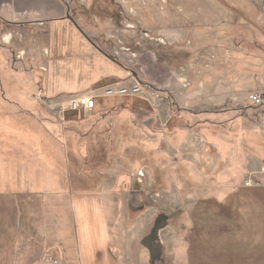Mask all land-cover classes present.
<instances>
[{
  "label": "crops",
  "instance_id": "1",
  "mask_svg": "<svg viewBox=\"0 0 264 264\" xmlns=\"http://www.w3.org/2000/svg\"><path fill=\"white\" fill-rule=\"evenodd\" d=\"M161 1L110 0L120 22L95 14L87 20L78 17L86 37L67 15L75 5L91 11L94 0H0V27L15 29L3 33V42L14 45V33L22 43L24 32L31 34V44L42 41L44 64L27 74L48 96L143 86L139 96L99 99L94 113L80 120L55 118L49 127L42 123L3 135L0 172L9 171V179L0 176V189L8 193L10 185L14 200L28 201L24 212L31 228L24 227L21 207L10 226L15 249L32 254L22 264H47L48 254L62 264H264V105L250 99L264 95L260 9L243 5V0H217L219 22L205 18L206 53L193 55L187 43L192 35L183 42L180 30L165 25L175 15ZM151 35L161 43H152ZM98 36L107 41H97ZM117 43L123 45L121 52ZM171 46L182 47L183 56H162L160 51ZM257 58L261 68L254 67ZM82 81H87L82 93L67 94ZM56 82L60 91L51 96L49 83ZM99 117L104 133H117L119 147L145 148L155 163L134 166L130 173L126 166L115 173L104 171L101 178L87 179L93 188L81 190L71 174L68 141L85 153V164L89 141L81 138L77 146L65 126ZM125 130L133 138L124 140ZM35 201L41 211L33 209ZM89 202L96 218L89 216ZM161 216L165 225L158 233L156 258L145 240ZM37 218L40 223L34 225ZM23 235L27 246L20 242ZM73 236L79 244L68 240ZM31 241H36L34 249ZM11 264L21 263L15 258Z\"/></svg>",
  "mask_w": 264,
  "mask_h": 264
},
{
  "label": "rangeland",
  "instance_id": "2",
  "mask_svg": "<svg viewBox=\"0 0 264 264\" xmlns=\"http://www.w3.org/2000/svg\"><path fill=\"white\" fill-rule=\"evenodd\" d=\"M239 1V0H238ZM244 4L246 6H250L252 7V9H260V13L258 14L260 18V20L264 21V0H243ZM159 4H161V6L163 8H168L169 11L174 12V21L172 23L169 24H165L166 26H169L171 24V26H173L174 28L180 30L182 33L179 35L182 38L180 39L181 41L184 42L185 37L192 35L193 37V41H188V44H191L194 48V52H192V54L194 55V53H199L198 54H204L206 53L205 51V45H206V37H205V32L207 30V25L205 22V18H209L212 19V22H219L216 20V18H218V16H216V14L214 13L215 10L219 9V4L217 0H162L161 2H159ZM241 4V3H238ZM158 5V3L156 4V6ZM219 11V10H218ZM263 13V14H262ZM165 23V22H164ZM264 23V22H263ZM87 22H83V25H85L86 27ZM264 25V24H263ZM84 28V26H82ZM7 29H3L0 27V89H2V85L1 83L6 82V83H11L10 85H15L17 79L19 78L20 75L22 74H27V73H31V70H37L38 68H40L44 63V55L41 52V44L40 41L38 44L34 45L31 44V34L24 32L23 33V38H22V43H20L19 39H18V34H14L13 33V41L15 43H13L14 45L9 46L8 44H6L5 42L2 41V35L4 32H6L7 30L14 31V27L10 26H6ZM152 41V43H156V44H160L161 43V39L157 36V35H151L149 37ZM96 40H104L107 41V39L104 36H98V39L96 38ZM113 45L108 46V49H112ZM32 48H36L35 50H30ZM114 47L119 48L117 50H120L121 47H123V45L121 43H117L114 45ZM156 47V46H155ZM26 49V50H25ZM24 50L25 55L24 56H20V52ZM34 51V52H33ZM121 52V50H120ZM34 54V55H33ZM39 55V57H38ZM250 62V61H249ZM252 62L255 63L254 67L257 68H261L263 65H261V61L257 58V59H253ZM248 64V63H247ZM249 66L247 67H251L250 64H248ZM30 75V74H27ZM120 76L123 77L122 73H120ZM119 77V78H121ZM17 78V79H16ZM86 84L87 81H82L81 85L78 86V84H76L73 89H68V93H73V94H78V93H82V91L85 88V85L83 86L82 84ZM59 85L61 86V84H59V82H56L55 84L49 83V87H50V95L51 96H55L58 95L60 89H56L55 85ZM16 86V85H15ZM13 86V87H15ZM17 88V87H16ZM18 89V88H17ZM16 89V91H17ZM13 90V89H12ZM13 95H19L20 99L21 97H23L25 100V104L26 106L32 108L31 110H29L28 112H24L23 110H21L17 104H12V105H7L6 103H4V101L2 102L1 98V92H0V148L3 149V135L5 134H10V136L14 134H18V132L20 133H24L25 131H27V127H30L31 129L32 126L39 128V126H37L38 124H42L44 122V120H51L53 119L49 113L43 108L40 107L39 105L36 104L35 100L32 98L34 92L29 91V93H25L26 90L23 89V87H21L17 93H15V89L13 90ZM15 93V94H14ZM12 95V94H11ZM13 98L16 99V96H14ZM19 99V98H18ZM19 99V100H20ZM7 100V99H6ZM22 100V99H21ZM9 101V100H7ZM4 103V104H3ZM35 109V110H34ZM36 111L37 114L34 113H29L32 111ZM71 113L66 115V120L71 118ZM144 119V118H143ZM138 120H140L138 118ZM146 120V119H144ZM54 122V120H52ZM141 121V120H140ZM1 152V151H0ZM4 152H8V150H4ZM76 158L77 159H85L83 156L85 155V153H82V151L76 150ZM84 154V155H82ZM92 153L89 154L88 151V156L94 157V155H91ZM136 157H137V151H135ZM141 157H143L144 161L143 164H141V167L144 168V166H150V165H154V163L152 164L150 162V160H152V158L150 156H148V154H146V152L141 153ZM128 155L133 156L134 154L129 153ZM20 157V156H19ZM96 157H100V156H96ZM140 157V156H139ZM80 161V160H79ZM150 162V164H149ZM0 165H2V161L0 159ZM9 166V164L7 165ZM6 166V167H7ZM16 168L18 170L21 169L19 163L16 162L15 164ZM140 170V169H138ZM137 170V172H139ZM133 171V169H132ZM3 173L0 172V176H3V180L7 181V179H9V171H2ZM2 182V184L5 183ZM9 181V180H8ZM165 182V181H164ZM166 183V182H165ZM79 186V189L81 190H89V187H94V184H90V183H79L76 184ZM7 186V184H6ZM92 187V188H93ZM9 192L7 193V191L3 192L0 189V264H11L13 262V260L16 258L18 263H23L27 260V255L29 254V256H31V252L28 253V251L26 250L25 253H22L23 251H17L15 249V240L12 235H11V229L10 226L13 222V219H15V213H17L19 215V211H20V207L23 210L22 215H23V223H24V227L26 230H28L27 228H31V226L27 225V221L29 222V219L26 220V215H25V202L28 203L27 200H24L23 198H17L14 200V198L11 195V191L13 190V188L9 185L7 186ZM7 188H3L2 190H7ZM19 208L17 211L15 210V207ZM33 209H35L37 212L41 211V205L39 201H35L33 203ZM134 209L138 212V211H142L143 208H136V206H134ZM16 211V212H14ZM95 210L92 206V202H89L88 204V213L90 218H96V214ZM94 214V215H93ZM110 217V216H109ZM37 223H40V219L37 218L36 220H34V225H36ZM72 224H73V220H72ZM40 227V225H37ZM23 227V228H24ZM104 228L102 233H103V240L104 241H108L109 240V227L107 226V221L104 220ZM39 229V233H41V228ZM69 241H73L76 244H79L78 242H76V237L73 236V238H68ZM20 242L24 243L26 246V236L23 235V237H20ZM36 241H31V247L36 246ZM80 247V248H79ZM78 248L79 250H83L84 247L82 245H80ZM42 252V251H41ZM70 253L68 254V257L71 258L72 257V252L69 251ZM15 254V255H14ZM17 254V255H16ZM71 256V257H70ZM43 257V256H42ZM41 257V258H42ZM14 258V259H13ZM40 257H37V259H41ZM68 260V259H67ZM64 264H70V261L68 260V263L64 262Z\"/></svg>",
  "mask_w": 264,
  "mask_h": 264
},
{
  "label": "trees",
  "instance_id": "3",
  "mask_svg": "<svg viewBox=\"0 0 264 264\" xmlns=\"http://www.w3.org/2000/svg\"><path fill=\"white\" fill-rule=\"evenodd\" d=\"M97 5L99 8L102 10L101 16L105 18H113V20L116 23L120 22V16L118 13V10L114 8V6L107 4L106 0H99ZM72 11L75 13V19H78V17H81V14L78 13L79 11V6L75 5L72 7ZM88 18H85L84 20H87ZM161 55L164 57H172L174 56H183L184 52L182 50V47L179 46H171L167 51H160ZM17 79V78H16ZM11 83H6L3 81L1 83L2 89H0L1 92V100L2 102L6 103L7 105H12V104H17L18 107L23 110L24 112H28L32 108L26 106L22 100H24L23 97L17 95H13V90L17 89L15 93L18 92V90L23 87L25 93H29V91L34 92L32 98L34 99L35 94L38 91V85L33 83L32 77L30 78L29 75L22 74L19 76L17 79L15 85H10ZM15 86V87H13ZM17 87V88H16ZM13 89V90H12ZM14 93V94H15ZM12 94V95H11ZM16 96V99L13 98ZM20 100H19V99ZM9 101H7V100ZM26 100V99H25ZM35 100V99H34ZM3 103V104H4ZM35 110V109H34ZM32 111L29 113H34L37 114L36 111ZM50 115V114H49ZM51 116V115H50ZM54 120L55 118L51 116ZM51 120H44L43 124L46 127H49L48 122L52 121ZM101 118H94V119H89L88 121L82 123V124H77L74 122L68 123L66 127L67 131V137L68 134L74 137V144L77 142V146L80 143L81 138L82 139H87L89 141V154L92 153L91 155H94V157H91L89 162L83 163L81 159L76 158V149L73 148L74 145L71 143L69 144L68 141V155H69V160L71 161L70 165V170L71 174L73 177L77 180L75 184L79 183H90L94 184L93 181L88 182L87 179L89 178H101L102 172H110V173H115L123 170V166H126L127 172L130 173L132 172V169L134 166L136 168L141 166L143 164V157H141V153L146 152L148 156L152 158L150 162L153 164L155 162L154 155L150 153L148 150L145 148H137V147H126V148H121L118 146V141L117 139V133H104L101 130V127L104 125L99 126L98 120ZM124 140L126 139H131L133 136L131 135L130 132H127L126 130L123 133ZM72 137L70 138L71 141ZM76 141V142H75ZM135 151H137V157L135 154ZM129 153H133L134 155H128ZM100 157H96V156ZM140 156V157H139ZM126 157V158H125ZM126 159V164H123V160ZM80 160V161H79ZM149 162V164H150ZM134 171V169H133ZM78 186V185H77ZM79 187V186H78Z\"/></svg>",
  "mask_w": 264,
  "mask_h": 264
},
{
  "label": "built area",
  "instance_id": "4",
  "mask_svg": "<svg viewBox=\"0 0 264 264\" xmlns=\"http://www.w3.org/2000/svg\"><path fill=\"white\" fill-rule=\"evenodd\" d=\"M143 86L135 83L128 87L99 88L91 94L70 95V97L48 96L47 91L41 87L34 96L37 104L43 107L51 116L57 118L60 122H67L66 115L72 114L71 117L80 120L85 115L92 114L98 106L99 99L113 96H139L142 95ZM156 99L159 95H153ZM250 99L256 106L264 105L263 94H252ZM251 181L246 182L250 186ZM47 264H62L61 259L52 254L46 256Z\"/></svg>",
  "mask_w": 264,
  "mask_h": 264
},
{
  "label": "water",
  "instance_id": "5",
  "mask_svg": "<svg viewBox=\"0 0 264 264\" xmlns=\"http://www.w3.org/2000/svg\"><path fill=\"white\" fill-rule=\"evenodd\" d=\"M67 19H69L73 25L76 26L78 30H80L79 26L76 24L75 20L70 16L68 13ZM165 225V217L161 216L160 219L158 220L155 229L153 230L152 234L146 238V244L149 246L151 249V252L153 255H155L156 258L160 257V246L158 245V233L161 228H163Z\"/></svg>",
  "mask_w": 264,
  "mask_h": 264
},
{
  "label": "flooded vegetation",
  "instance_id": "6",
  "mask_svg": "<svg viewBox=\"0 0 264 264\" xmlns=\"http://www.w3.org/2000/svg\"><path fill=\"white\" fill-rule=\"evenodd\" d=\"M98 1L99 0H94V5H93V7H92V9H91V11L90 10H87L84 6H80V5H78L79 6V11L80 12H78V13H80L81 14V17H84V18H89L90 16H91V14H95V15H99V16H101V14H102V10L99 8V6L97 5V3H98ZM106 2H107V4H109V2H110V0H106ZM117 10V9H116ZM69 14H70V16L75 20V22H76V19H75V13L72 11V8L70 7L69 8ZM101 17H103V16H101ZM76 24L79 26V28H80V30H79V32L83 35H85L86 36V34H85V31H84V28H82L77 22H76ZM87 37V36H86Z\"/></svg>",
  "mask_w": 264,
  "mask_h": 264
}]
</instances>
